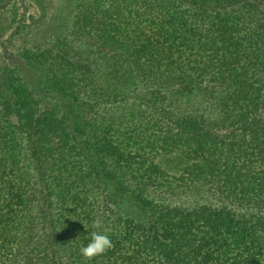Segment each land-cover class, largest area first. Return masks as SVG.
Wrapping results in <instances>:
<instances>
[{"label":"trees","instance_id":"16d2710c","mask_svg":"<svg viewBox=\"0 0 264 264\" xmlns=\"http://www.w3.org/2000/svg\"><path fill=\"white\" fill-rule=\"evenodd\" d=\"M70 18L0 85V264H264V0Z\"/></svg>","mask_w":264,"mask_h":264},{"label":"rangeland","instance_id":"374dc122","mask_svg":"<svg viewBox=\"0 0 264 264\" xmlns=\"http://www.w3.org/2000/svg\"><path fill=\"white\" fill-rule=\"evenodd\" d=\"M74 9L75 0H0V85L4 77L15 74L8 66H23L20 53L27 47L48 45L63 24L70 22ZM111 193L121 212L145 219L127 196Z\"/></svg>","mask_w":264,"mask_h":264},{"label":"clouds","instance_id":"9594fccd","mask_svg":"<svg viewBox=\"0 0 264 264\" xmlns=\"http://www.w3.org/2000/svg\"><path fill=\"white\" fill-rule=\"evenodd\" d=\"M112 247V242L105 232H92L87 244L80 247V255L85 260L103 254Z\"/></svg>","mask_w":264,"mask_h":264}]
</instances>
